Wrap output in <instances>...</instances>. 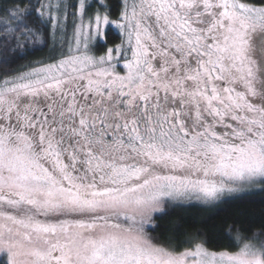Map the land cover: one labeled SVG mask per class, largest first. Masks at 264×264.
<instances>
[{
  "label": "snow or ice",
  "instance_id": "snow-or-ice-1",
  "mask_svg": "<svg viewBox=\"0 0 264 264\" xmlns=\"http://www.w3.org/2000/svg\"><path fill=\"white\" fill-rule=\"evenodd\" d=\"M0 264H264V0H0Z\"/></svg>",
  "mask_w": 264,
  "mask_h": 264
},
{
  "label": "trees",
  "instance_id": "trees-1",
  "mask_svg": "<svg viewBox=\"0 0 264 264\" xmlns=\"http://www.w3.org/2000/svg\"><path fill=\"white\" fill-rule=\"evenodd\" d=\"M189 215L193 216V217H198L199 215H201L200 211L198 208L196 207H191L190 211H189Z\"/></svg>",
  "mask_w": 264,
  "mask_h": 264
}]
</instances>
